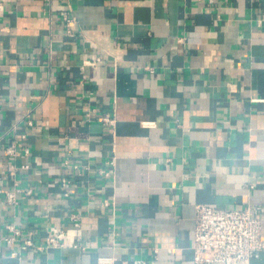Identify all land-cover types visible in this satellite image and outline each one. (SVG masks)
I'll list each match as a JSON object with an SVG mask.
<instances>
[{
    "label": "crops",
    "instance_id": "1",
    "mask_svg": "<svg viewBox=\"0 0 264 264\" xmlns=\"http://www.w3.org/2000/svg\"><path fill=\"white\" fill-rule=\"evenodd\" d=\"M198 203L264 205V0H0V264H194Z\"/></svg>",
    "mask_w": 264,
    "mask_h": 264
},
{
    "label": "built area",
    "instance_id": "2",
    "mask_svg": "<svg viewBox=\"0 0 264 264\" xmlns=\"http://www.w3.org/2000/svg\"><path fill=\"white\" fill-rule=\"evenodd\" d=\"M66 26V32L72 34L75 28V17L69 12L62 15ZM91 66L96 61H87ZM29 117V116H28ZM105 121L113 123L114 119L104 118ZM28 124L32 121L27 118ZM25 135L22 134V137ZM8 155L15 154V142L5 147ZM27 152V149H26ZM108 167H101L99 173L109 175L114 165L113 161ZM64 181V180H63ZM29 192V191H28ZM8 199L13 201L14 195L8 193ZM264 205L248 204L242 208H222L203 203L195 205L194 231L192 240V256L194 264H250L264 252V236L262 234V215ZM74 225L79 221L76 215L71 217ZM7 228L13 233L5 237L7 243H12L21 232L12 225ZM67 232L62 229H54L47 232L45 245L36 244L32 238H26L22 249L36 246L39 250L45 247H61L68 243ZM77 246L76 244H73ZM18 254L13 250L12 256ZM115 257L99 258L98 264H113ZM120 264H126L122 262ZM133 264H147L144 260H135Z\"/></svg>",
    "mask_w": 264,
    "mask_h": 264
}]
</instances>
